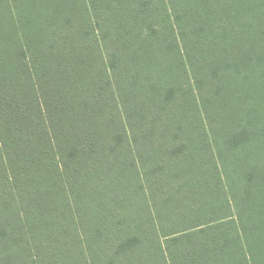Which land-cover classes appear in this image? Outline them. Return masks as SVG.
<instances>
[{
	"label": "trees",
	"instance_id": "16d2710c",
	"mask_svg": "<svg viewBox=\"0 0 264 264\" xmlns=\"http://www.w3.org/2000/svg\"><path fill=\"white\" fill-rule=\"evenodd\" d=\"M0 264H264V0H0Z\"/></svg>",
	"mask_w": 264,
	"mask_h": 264
}]
</instances>
